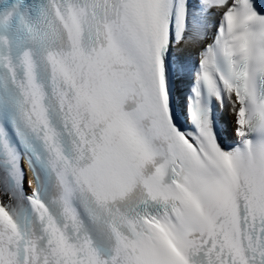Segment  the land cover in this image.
<instances>
[{
  "label": "snow or ice",
  "instance_id": "1",
  "mask_svg": "<svg viewBox=\"0 0 264 264\" xmlns=\"http://www.w3.org/2000/svg\"><path fill=\"white\" fill-rule=\"evenodd\" d=\"M0 264H264V0H0Z\"/></svg>",
  "mask_w": 264,
  "mask_h": 264
},
{
  "label": "bare ground",
  "instance_id": "2",
  "mask_svg": "<svg viewBox=\"0 0 264 264\" xmlns=\"http://www.w3.org/2000/svg\"><path fill=\"white\" fill-rule=\"evenodd\" d=\"M231 123V117H229V124Z\"/></svg>",
  "mask_w": 264,
  "mask_h": 264
}]
</instances>
